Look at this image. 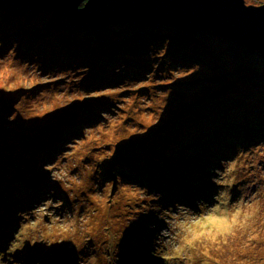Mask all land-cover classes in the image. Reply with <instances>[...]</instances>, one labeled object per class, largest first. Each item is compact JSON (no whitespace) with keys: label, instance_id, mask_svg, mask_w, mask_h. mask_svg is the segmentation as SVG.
<instances>
[{"label":"rangeland","instance_id":"obj_1","mask_svg":"<svg viewBox=\"0 0 264 264\" xmlns=\"http://www.w3.org/2000/svg\"><path fill=\"white\" fill-rule=\"evenodd\" d=\"M21 4L0 0V264H264V56L212 31L174 46L188 31L170 26L108 68L68 44L93 54L142 28L49 32L54 10ZM131 132L156 162L104 178L143 159L116 154Z\"/></svg>","mask_w":264,"mask_h":264},{"label":"water","instance_id":"obj_2","mask_svg":"<svg viewBox=\"0 0 264 264\" xmlns=\"http://www.w3.org/2000/svg\"><path fill=\"white\" fill-rule=\"evenodd\" d=\"M15 1V0H14ZM102 28L131 20L136 26L165 24L188 32L212 31L264 56V4L245 0H21Z\"/></svg>","mask_w":264,"mask_h":264},{"label":"trees","instance_id":"obj_3","mask_svg":"<svg viewBox=\"0 0 264 264\" xmlns=\"http://www.w3.org/2000/svg\"><path fill=\"white\" fill-rule=\"evenodd\" d=\"M20 6L23 7V9H30V8L36 9L37 8L35 6H26L24 4L23 5L21 4ZM41 8H43V11L47 10V9H50L52 11L54 10L52 7H50L48 5H43V6H41ZM53 12H55V17H57V19L54 18V20H57L59 22L50 21V23L46 27V31L51 32L52 30H56L58 28V26H60L61 24H63V26H65V25H68L70 23H77L78 25L79 24L83 25L84 28L93 29V27L91 25H89L88 23L82 24V22H80L76 19H72L70 17H67L65 15H62V14L56 12L55 10ZM113 22L116 23L117 25L130 22L129 24L135 26V24L131 20L117 19V21H113ZM159 27L170 28L169 25L155 24V25H152L151 27H148V28H147V26L146 27H140L142 29L139 31H136L137 29H133V30H135L134 32L122 37L119 40L112 39V40H109V41L103 43L102 45L90 47V49L93 50V54L89 50L78 49V47H76V45L74 43H72L74 41H71L70 44H68L69 48L72 47L71 49H69V52L75 54L74 57H77V55H78L79 57L88 56V57H91V59L92 58H96V59L97 58H104V61L106 62V66H108V68H109V67L117 64V63H114L113 60L116 59L118 57V55L122 54V52H123V54L125 53L126 55L137 54L140 56L149 52L148 47L151 45V42L158 39V34L154 33L150 29L151 28L156 29ZM137 28H138V26H137ZM184 33L187 34L186 35L187 39H185V41L181 40L182 42H180V40H179V42L176 40L173 41L174 46L178 45V47H184V45L189 46V45L197 44L198 39L196 40L192 33H189V32H184ZM63 48L68 49L66 46H64ZM165 125H160V127L164 126L163 128H165ZM232 126H235V128L242 129L240 125L235 124ZM131 133L128 134L129 135L128 139H126V140H128V142L126 143L125 149L123 150V152H118L116 154L117 155L120 154L121 156H124L126 153L128 154V153L132 152L134 154L143 155L144 156L143 159L138 160V161H134L132 163V165H130L131 169H125V168L123 169L119 165L117 168L114 169L113 166L112 167L110 166L111 162H108V161L104 162V163H102L103 167L100 170V171H102V173H103L102 176L104 178H106V177L108 178V176L111 175V173H113L112 171H115L116 175H117V176L116 175L115 176L120 178L121 180H123V181H134V180L138 179V177H135V176H137L136 172L144 171L145 166H147L153 162H156L154 157L152 155H150V152L152 153L158 147V144H156L154 142L152 143V141H151L152 137H151V139H148V136L143 138L142 136H140L139 133H137V134L132 133V135H130ZM138 136H140V138H143V139L137 140L135 142L134 146L131 147L129 143L132 142L133 140H135ZM140 142H143V143H140ZM122 143H124V141ZM148 155H150L149 157L151 159H148ZM154 155H156V154H154ZM41 163H43V162H41ZM161 163H165V162L160 161L159 164H161ZM137 168H139V170H137ZM147 169L148 168H146V170ZM106 174H108V175H106ZM22 188H23L22 190L25 191L24 187H22ZM30 190H33V188H31ZM33 194H34V191L31 192V195H33ZM151 220H152V217L150 218V221ZM84 236H86V235L85 234L80 235V240L78 239L77 245L80 246V242H82L81 238H83ZM98 237H99V235H98ZM99 240H102V238H99ZM89 242H90V245H93L90 240H89ZM90 245H88V246H90ZM54 246L55 245H53V247ZM89 252H90V250H89Z\"/></svg>","mask_w":264,"mask_h":264},{"label":"bare ground","instance_id":"obj_4","mask_svg":"<svg viewBox=\"0 0 264 264\" xmlns=\"http://www.w3.org/2000/svg\"><path fill=\"white\" fill-rule=\"evenodd\" d=\"M115 21H117V20H115ZM112 23V22H111ZM114 23V22H113ZM242 45V44H241ZM245 46V45H244ZM178 142V141H177ZM149 189L150 190H152V188H150L149 187ZM186 188H184V190H185ZM154 191V190H153ZM160 194H161V196H162V198H164V197H167L168 195L167 194H169V191L168 192H165V196H164V193L162 194V192H160ZM190 194H188V192L186 191V192H184V193H181V196H180V198H178V199H180V201L181 202H183V200H184V197H188ZM235 197H238V195L237 194H235L234 195ZM171 198V197H170ZM169 201H170V199H169ZM189 206H190V204H187V205H185L184 207H186V208H189ZM102 215H103V213H102ZM97 221V220H96ZM149 222H150V220H149ZM151 223H153V222H150L148 225L150 226L151 225ZM162 226V225H161ZM149 231H153L157 236L159 235V237L161 236V234L158 232H156L157 231V229L156 228H154V229H150ZM249 236L251 237V238H247L248 239V241L249 242H252L253 240H255L254 238H257L255 235H253V233H251V234H249ZM260 236V235H259ZM260 238H261V236H260ZM132 245V244H131ZM130 245V246H131ZM129 246V247H130ZM134 246V245H133ZM97 247V246H96ZM251 247V252L253 253V251H255L256 250V252H257V249H258V246L257 245H255V244H253L252 246H250ZM133 247H130V249H132ZM257 248V249H256ZM262 250L263 252H264V248H262L261 246L259 247V250ZM90 253H93V250L91 249V251H90ZM191 254H193V252L191 251L190 252ZM244 253H246V252H244ZM94 255V254H93ZM255 258H257V257H255ZM245 262H247V260H245ZM250 262H251V258H250ZM250 262H248V263H245V264H250ZM256 262V261H255Z\"/></svg>","mask_w":264,"mask_h":264}]
</instances>
